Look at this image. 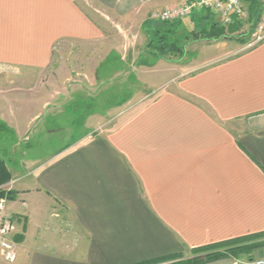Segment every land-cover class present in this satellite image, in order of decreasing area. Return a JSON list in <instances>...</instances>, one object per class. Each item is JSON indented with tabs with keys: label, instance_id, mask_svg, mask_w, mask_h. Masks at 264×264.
<instances>
[{
	"label": "crops",
	"instance_id": "0c3cea01",
	"mask_svg": "<svg viewBox=\"0 0 264 264\" xmlns=\"http://www.w3.org/2000/svg\"><path fill=\"white\" fill-rule=\"evenodd\" d=\"M187 1L89 0V8L75 0H0V69L17 72L6 82L26 83L30 91L57 46L100 40L97 21L135 19L149 34L132 60L94 61L95 73L111 62L119 77H134L131 94L105 111L127 104L112 127L35 160L20 175L7 166L14 183L6 211L18 264L189 259L193 250L264 235V41L243 51L207 43L203 57L187 65L156 59L146 48L151 14ZM123 68L134 70L126 75ZM78 87L70 92L73 102L82 99ZM45 91L0 96V121L9 120L2 109L42 105L27 126L15 127L25 137L42 113L69 104L60 89L40 102ZM97 114H89L86 129ZM261 249L239 255L244 262L226 256L204 264H245L262 259Z\"/></svg>",
	"mask_w": 264,
	"mask_h": 264
},
{
	"label": "rangeland",
	"instance_id": "374dc122",
	"mask_svg": "<svg viewBox=\"0 0 264 264\" xmlns=\"http://www.w3.org/2000/svg\"><path fill=\"white\" fill-rule=\"evenodd\" d=\"M75 1H85V4L87 2L90 8L88 4L89 0ZM248 6L249 0H244L242 6L245 14L244 18H241L239 23L234 26V31L227 33L226 30L224 36L219 39L203 38L204 34H201V29L203 30V28L206 27L208 29V25L212 22H218L216 19L212 18L205 24V12L203 11L195 12L191 17L180 21L178 24L172 25L176 32L175 37L179 41L180 47L183 49L182 54L180 56H165L160 60L166 63H186V65L193 63L192 60H198V58L203 57L204 52L206 53L202 45L213 42H225L229 43V48L236 47V49L245 50L248 45L255 43L258 38L264 36V25H261L264 22V9H262L257 19H253L250 17ZM150 21L153 22L151 19ZM103 22L104 21H97L103 35L97 43L84 44L82 46H71L69 44L57 46V48L52 51L53 55L50 67L46 72L39 73V76L35 80L36 82L32 84L33 86H30L37 92H41L42 89L46 90L45 92L48 93V96L45 95L41 97L40 102L47 101L52 98V96H58L56 93L59 89L62 91L66 90V100L64 101L69 104L63 105L60 103L57 104L56 112L49 110L48 112L42 113L41 119L31 126L30 133L25 137L16 135L15 127L19 126L20 128H24V126H27L26 120L32 116L31 114L40 112L42 105L37 106V108L34 106L32 109L27 106L23 108L17 107L15 111L11 108L1 110L4 112L1 116H5V118L9 120L6 122L0 121V159L6 163L15 176L26 172V170L32 166L31 163L35 160H43L55 154L58 150H62L75 143L80 137L101 134L113 126L115 119L118 117V113L126 107L127 104H119L125 106H123L122 109L115 110V113L108 114V112H105L109 104L116 105L119 102L121 103V100H124L127 95L131 94L132 90H130V87L132 83H134L133 75L125 78L119 77L120 74H115L118 73L116 72L117 68H115L114 64L111 62L102 65L98 69V72L95 73L97 67L94 61H100V59L106 56L108 61H112L116 60L118 57L120 58L127 55V58L132 60L137 53L144 51V45H146L148 40L146 37L149 34L146 32L147 35L145 36L143 32L145 30L140 27V24H138L139 22L135 19L123 21L108 19L106 23ZM219 25L222 26L221 24ZM222 27L227 28L228 26ZM130 49L133 51H130ZM143 53L144 57L148 54L146 51ZM153 61L156 62L155 60ZM123 69L126 75L134 70V68ZM189 69L191 68H183L182 72H186V70ZM15 75H18L15 71H4L0 69V96L2 98L6 96L11 97L13 94L22 96V93L25 94L34 91L33 89L30 91L26 83L6 82L8 80L5 79L6 77ZM96 75L99 79L98 82L94 84ZM152 77L153 76L150 75L148 78ZM76 85H79L78 88L81 90L82 99L74 100L73 102L72 99L74 94L72 95L70 92L74 90L73 87ZM165 86L166 85L155 88V91ZM114 93L116 94L114 95ZM13 102L16 103L18 101L14 100ZM130 103L134 104L135 102ZM35 109H37V112ZM93 112L98 113L97 115H92L97 122L93 124V128L90 127L86 129L83 124L90 116L89 114H93ZM17 117L18 120L16 121ZM51 126H56L60 129L58 132H53L48 135L46 131H49L48 129ZM10 182H12L11 177L4 185ZM9 192H11V190ZM59 212L64 216L66 214L63 210H59ZM66 218H68L67 214ZM68 227L69 226H66V229H68ZM216 252H224V249H219ZM211 253L214 254L215 251H197L191 253V258H179L177 262L173 264H191L197 259H204L205 256ZM256 257L263 258L264 249L258 250ZM244 260L245 257L239 256L238 261L244 262ZM166 263L168 264L170 262ZM0 264H4L1 257Z\"/></svg>",
	"mask_w": 264,
	"mask_h": 264
},
{
	"label": "trees",
	"instance_id": "16d2710c",
	"mask_svg": "<svg viewBox=\"0 0 264 264\" xmlns=\"http://www.w3.org/2000/svg\"><path fill=\"white\" fill-rule=\"evenodd\" d=\"M249 14L250 17L253 19H257L260 14L262 9H264V0H249ZM205 12L204 14V21L205 24L212 18L215 19L214 14L211 12L203 11ZM155 24L153 25V32H152V37L149 39V42L147 44V49L148 51L156 57V59H163L165 56L169 55H181L182 54V47H180L179 41L175 37V30L172 27L174 24H168V23H159V22H154ZM239 21H235L232 25L228 26L227 28L222 27L219 25V22H212L210 25H208V28H203L201 29V34L204 36L203 38L207 39H219L222 36H224V32L226 31L227 33H230L235 30V25H237ZM199 34V33H197ZM194 35V34H193ZM10 180V172L9 169L6 165V163L0 159V186L2 187L5 183H7ZM12 192H0V198H6L7 200H11ZM263 240L264 235H258V236H253L249 238H242L230 242H225V243H220V244H215L211 246H207L204 248H200L197 250H193L192 253H195L197 251H215L214 254H209L208 256H205L204 259H197L191 264H204V263H209L213 262L216 260H220L223 258L227 257H237L238 255L245 254L248 255L255 249H259L261 247H264V240L261 242H256L253 243L252 241L261 239ZM252 240L251 244H248ZM241 245V246H240ZM219 249H224V252H216ZM240 251V252H239ZM176 259H179L174 256L170 257H165V258H160L157 260H152L140 264H161V263H166L169 261H175ZM173 264V263H172Z\"/></svg>",
	"mask_w": 264,
	"mask_h": 264
},
{
	"label": "built area",
	"instance_id": "2783aa9c",
	"mask_svg": "<svg viewBox=\"0 0 264 264\" xmlns=\"http://www.w3.org/2000/svg\"><path fill=\"white\" fill-rule=\"evenodd\" d=\"M243 2L244 0H189L182 5L154 12L150 19L154 22L173 24L191 17L195 12L207 11L214 14L219 24L227 27L244 18ZM261 25H264V22ZM262 41H264V36L258 38L255 43H251L245 49H249ZM13 183L12 181L2 187L0 186V192L10 191ZM6 201V198H0V257L4 264H17V248L11 239L14 225L12 217L7 214ZM245 264H264V258Z\"/></svg>",
	"mask_w": 264,
	"mask_h": 264
}]
</instances>
